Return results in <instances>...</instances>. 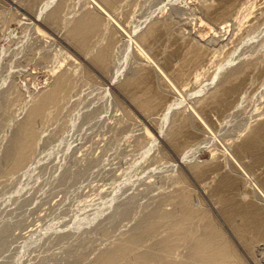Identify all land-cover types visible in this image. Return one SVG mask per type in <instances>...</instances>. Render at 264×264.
I'll return each mask as SVG.
<instances>
[{"label": "rangeland", "instance_id": "rangeland-1", "mask_svg": "<svg viewBox=\"0 0 264 264\" xmlns=\"http://www.w3.org/2000/svg\"><path fill=\"white\" fill-rule=\"evenodd\" d=\"M255 185L264 0H0V264H264Z\"/></svg>", "mask_w": 264, "mask_h": 264}, {"label": "bare ground", "instance_id": "bare-ground-1", "mask_svg": "<svg viewBox=\"0 0 264 264\" xmlns=\"http://www.w3.org/2000/svg\"><path fill=\"white\" fill-rule=\"evenodd\" d=\"M229 29H230V26H227V27H224L223 29H221V33L223 34V37H225V35H227L228 33H229ZM216 35V34H215ZM151 60V59H150ZM151 62H152V60H151ZM160 70V69H159ZM163 72V71H162ZM120 73H121V71H120ZM63 86H64V83H63V81L62 82H59V84H58V92L60 91V90H63L64 88H63ZM168 110V109H167ZM33 116L34 117H38V115H39V109H35L33 112ZM167 114V113H166ZM167 116V115H166ZM76 123V122H75ZM45 136V135H44ZM80 137V136H79ZM25 148H27V147H24L23 149H25ZM228 152V151H227ZM232 157V156H231ZM23 160H24V155L22 154L21 156H20V158L17 160V164H19V161L20 162H22L23 163ZM34 165V164H33ZM246 174V173H245ZM255 187H256V189H258L257 191L260 193V195H262V197L264 198V192L263 191H261L256 185H255ZM264 200V199H263ZM212 241H205L204 243H203V247L204 248H207L210 252H211V254H212V256L213 255H219V256H221V257H223L225 254H224V252H223V250L222 249H220V248H217V247H215L214 245H212Z\"/></svg>", "mask_w": 264, "mask_h": 264}]
</instances>
